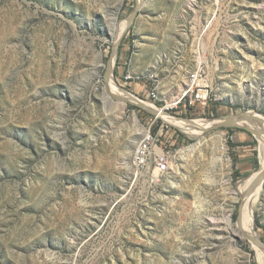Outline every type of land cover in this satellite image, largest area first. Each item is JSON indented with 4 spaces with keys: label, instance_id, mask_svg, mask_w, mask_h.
I'll use <instances>...</instances> for the list:
<instances>
[{
    "label": "rangeland",
    "instance_id": "374dc122",
    "mask_svg": "<svg viewBox=\"0 0 264 264\" xmlns=\"http://www.w3.org/2000/svg\"><path fill=\"white\" fill-rule=\"evenodd\" d=\"M202 64L209 102L186 112ZM113 87L188 121L264 118V0H0V264H264L239 231L260 136ZM147 130L170 155L159 182L131 164ZM251 219L264 242V183Z\"/></svg>",
    "mask_w": 264,
    "mask_h": 264
},
{
    "label": "built area",
    "instance_id": "2783aa9c",
    "mask_svg": "<svg viewBox=\"0 0 264 264\" xmlns=\"http://www.w3.org/2000/svg\"><path fill=\"white\" fill-rule=\"evenodd\" d=\"M141 80L131 75L125 77V83ZM148 89V86H146ZM210 82L205 65H201L189 72L182 93L177 99L176 107L184 105L185 110L200 107L206 108L210 98ZM147 91V90H146ZM132 95V94H131ZM152 96L156 97L155 92ZM173 108V107H172ZM169 111L170 108H167ZM173 111V110H172ZM131 164L136 176L148 174L152 182L160 179L170 171V155L160 141V137L151 130H147L133 152Z\"/></svg>",
    "mask_w": 264,
    "mask_h": 264
},
{
    "label": "bare ground",
    "instance_id": "6f19581e",
    "mask_svg": "<svg viewBox=\"0 0 264 264\" xmlns=\"http://www.w3.org/2000/svg\"><path fill=\"white\" fill-rule=\"evenodd\" d=\"M127 26H128V24L122 25V30H125ZM112 89H113L114 93L119 95V97H121L123 100L132 101V102H136V103L142 104V106L146 107L149 110L155 111L159 117L163 118L164 120H166L168 122L170 121V122L175 123V124L178 123V125L201 123V126H202L203 130H206V128H209V127H211L214 124H217L219 122V121H212V120H209V122L204 121V120L188 121V120L174 118V117H172V116H170L168 114L166 115L165 114L166 112L164 110L156 108V106H155V108L152 107L150 105L152 103H147V102L140 101L138 98H136L135 96L131 95L127 91L120 90L119 88H116V87H113ZM248 116H250L253 119H257L258 121L261 122L260 129L262 131H260V133H261L260 138H261V146H262V149L264 151V118L262 116H258V115L253 114V113H249ZM173 120H178V121L175 122ZM208 123H210V124H208ZM240 123H241L240 126H242V127H247V128H251L253 130L258 131V129H256V128L259 127V126L255 127V125H254V127H255V129H254V128H252L253 126L250 125L249 121H243V122H240ZM258 175L259 174H256L252 179H250L248 182H246L245 184L242 185L243 202H242V206L240 208V226H239V231L244 236H248L251 239L252 243L256 246L257 250L259 251V253L264 258V247L259 245V244H257V240L259 239V236H258V234L255 231V227H254V230H253V222H252V219H251L252 213L254 211V205H255V203L257 202V200L260 197V187L262 186L261 181H258L259 180L258 179ZM227 226H228L229 231L231 233L234 234L235 232H237V229L233 228V226L231 225V220L229 218L227 219Z\"/></svg>",
    "mask_w": 264,
    "mask_h": 264
},
{
    "label": "water",
    "instance_id": "95a60500",
    "mask_svg": "<svg viewBox=\"0 0 264 264\" xmlns=\"http://www.w3.org/2000/svg\"><path fill=\"white\" fill-rule=\"evenodd\" d=\"M133 19H134V16L131 19V21H133ZM107 79H109V78H107ZM128 103H130L133 106H141L143 108H146V107L142 106V104H139V103H136V102H128ZM150 112L155 115L154 112H152V111H150ZM165 112L168 115H172L171 113H169L167 111H165ZM248 115L249 114H240V115H232V116H229V117H219L217 119H214L212 121H219V122L217 124H214L209 130H206V132L210 131V130H218V129H222V128H240V127H242L239 124L240 122L249 121V120L253 119V118H251ZM176 118L186 120L185 118L178 117V116H176ZM244 128H246V130H248L249 132H251V133H253V134L257 135V136H261L260 131H256V130H253V129L247 128V127H244ZM258 179H259L258 181H261L262 184L264 183V170L259 172ZM248 239L251 241L250 238H248ZM257 244H259V245L264 247V242L262 240H260V239L257 240Z\"/></svg>",
    "mask_w": 264,
    "mask_h": 264
},
{
    "label": "trees",
    "instance_id": "16d2710c",
    "mask_svg": "<svg viewBox=\"0 0 264 264\" xmlns=\"http://www.w3.org/2000/svg\"><path fill=\"white\" fill-rule=\"evenodd\" d=\"M173 112H174V110H173ZM186 112H187V110H186Z\"/></svg>",
    "mask_w": 264,
    "mask_h": 264
}]
</instances>
